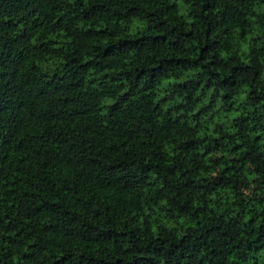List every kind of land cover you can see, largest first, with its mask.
I'll list each match as a JSON object with an SVG mask.
<instances>
[{
	"label": "trees",
	"instance_id": "16d2710c",
	"mask_svg": "<svg viewBox=\"0 0 264 264\" xmlns=\"http://www.w3.org/2000/svg\"><path fill=\"white\" fill-rule=\"evenodd\" d=\"M0 264H264V0H0Z\"/></svg>",
	"mask_w": 264,
	"mask_h": 264
}]
</instances>
